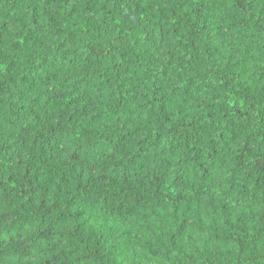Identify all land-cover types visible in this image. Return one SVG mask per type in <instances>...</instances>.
<instances>
[{"label":"clouds","instance_id":"1","mask_svg":"<svg viewBox=\"0 0 264 264\" xmlns=\"http://www.w3.org/2000/svg\"><path fill=\"white\" fill-rule=\"evenodd\" d=\"M0 264H264V0H0Z\"/></svg>","mask_w":264,"mask_h":264}]
</instances>
